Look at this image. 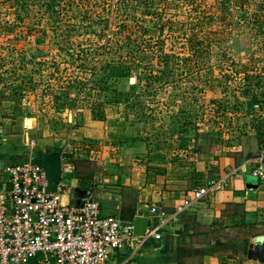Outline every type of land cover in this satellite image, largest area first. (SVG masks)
<instances>
[{
  "label": "rangeland",
  "instance_id": "374dc122",
  "mask_svg": "<svg viewBox=\"0 0 264 264\" xmlns=\"http://www.w3.org/2000/svg\"><path fill=\"white\" fill-rule=\"evenodd\" d=\"M44 1L0 0V136L31 131L28 141L34 142L25 144L24 134H16V143L0 140V153H20L26 160L17 162L41 165L37 150L46 139L71 149L65 156L76 160L114 158L124 175L185 172L204 162L206 180L217 178L210 161L237 165L264 155V0H149L151 10L163 9L161 19L142 14L137 3L126 17L116 16L117 0H109V12L101 11L102 0H46L49 11ZM122 20L135 25L138 41L151 39L153 68L164 24L167 80L147 86L138 80L142 67H132L128 77L103 87L101 67L118 62L127 49L101 45L123 36L116 33ZM130 78L139 81L133 92ZM81 109L104 123L105 145L78 139L68 116ZM12 162L5 157L6 166ZM130 252H113L112 260Z\"/></svg>",
  "mask_w": 264,
  "mask_h": 264
},
{
  "label": "crops",
  "instance_id": "0c3cea01",
  "mask_svg": "<svg viewBox=\"0 0 264 264\" xmlns=\"http://www.w3.org/2000/svg\"><path fill=\"white\" fill-rule=\"evenodd\" d=\"M70 118L71 125L79 132V140L83 138L105 145L108 132L103 122L93 118L90 110H78V113L69 114ZM22 132L2 135L0 140L6 143L9 137L16 143L15 135L24 134L23 141L27 144L31 131ZM45 140H41L44 146L37 152L41 156L60 153L62 174L58 191L64 204L73 205L74 190H79L85 192L86 200L98 202L100 216L123 218V222H132L136 216L148 218V231L154 232L141 240L138 248L124 247L114 251L133 249L130 256L122 260L115 257V263L259 264L254 252L249 258V251L264 240V180L246 175V167L256 166L258 158L237 165L232 159L210 161L211 168H215L213 176L217 178L209 180L205 174L210 168L204 162L196 163L185 172L124 175L112 163L114 158L102 157L98 163L91 162L92 159L76 160L75 156H65L72 154L71 149H59L60 145H48ZM5 157L12 159V164L26 160L22 154L7 150L0 153L1 167L6 166ZM211 180L223 182L221 188L203 198H195V190ZM151 206H158L162 215L150 214ZM153 219L158 223L151 226ZM146 239L150 243L143 248Z\"/></svg>",
  "mask_w": 264,
  "mask_h": 264
},
{
  "label": "built area",
  "instance_id": "2783aa9c",
  "mask_svg": "<svg viewBox=\"0 0 264 264\" xmlns=\"http://www.w3.org/2000/svg\"><path fill=\"white\" fill-rule=\"evenodd\" d=\"M250 175L264 180V155ZM222 183L208 181L195 190V198L219 190ZM46 184L42 165L25 161L0 168V264H123L115 263L111 254L124 247L138 248L154 232L147 228L146 235L138 237L132 222L100 216L97 201L64 204L59 191L46 193ZM149 212L162 215L158 206Z\"/></svg>",
  "mask_w": 264,
  "mask_h": 264
},
{
  "label": "trees",
  "instance_id": "16d2710c",
  "mask_svg": "<svg viewBox=\"0 0 264 264\" xmlns=\"http://www.w3.org/2000/svg\"><path fill=\"white\" fill-rule=\"evenodd\" d=\"M92 1V0H90ZM119 2H122L121 5L117 4V6L114 9V12H116V16H118V13H121V15H124L127 17V11L128 7L131 5H134L137 3V5H142L144 10L142 14L144 15H154L155 17H159V19L163 18V9H161V13L159 12L158 8H153L151 10V7H153L154 2L149 3V0H117ZM50 2L44 1L45 10L49 11ZM99 5H101V11H111L109 0H102ZM130 11V10H129ZM133 11V10H132ZM100 17V16H99ZM127 19V18H126ZM140 19H143V17H140ZM99 20V19H98ZM107 22V21H106ZM119 31L116 32L118 35H120L122 32H125L121 38H109L105 40V42L101 45V47L107 51L108 49H112L113 47H117V50L120 49L122 46H124L127 51L125 53V56H119L118 62L115 64L105 62L103 66L101 67V70L103 69V76L100 78V83L106 86V89L110 86V82L107 81H115L119 78L128 77L132 67L135 69L142 67V72L140 73V76H138V80L140 78H144L147 82V86L149 84H153L154 82H160L162 80H167L169 78L168 74V61L171 59L170 54H166L164 51V24H161L159 27V35L160 37H157L158 40L156 45L158 46V52H161L160 55L157 56L159 60L156 62V67L153 68V65L150 64L151 60L150 56H148V51L150 48V42L151 39L148 38L147 40L145 38H142L140 41L137 40V37H133V31L136 28L134 24L127 25L125 23V20L120 21L118 24ZM138 29H142V26L138 24ZM147 32V30H143V33ZM122 35V34H121ZM102 36V35H101ZM100 36V38H102ZM143 37V36H142ZM143 45V47H140ZM149 46V47H148ZM149 48V49H148ZM110 49V50H111ZM104 51V52H105ZM135 51V52H134ZM121 59V61H120ZM153 59V58H152ZM129 61V62H128ZM136 79L135 83L133 85H130V91L133 92V90L136 88L138 81ZM109 83V84H108Z\"/></svg>",
  "mask_w": 264,
  "mask_h": 264
},
{
  "label": "water",
  "instance_id": "95a60500",
  "mask_svg": "<svg viewBox=\"0 0 264 264\" xmlns=\"http://www.w3.org/2000/svg\"><path fill=\"white\" fill-rule=\"evenodd\" d=\"M134 82L135 79L130 78L129 83L134 84ZM27 121L29 120L25 121L26 124ZM41 162L47 181L45 191L46 193H55L58 191L62 174L60 153L50 152L43 154L41 157ZM84 193V191L74 190V195L72 197V199L74 200L73 206L82 205V203L87 199V196ZM132 225L133 234L138 237H144L148 228V218L144 216H136L132 221ZM253 252L255 253L254 259L258 260L259 264H264V240L259 246L249 251V258H251V256L253 255Z\"/></svg>",
  "mask_w": 264,
  "mask_h": 264
}]
</instances>
